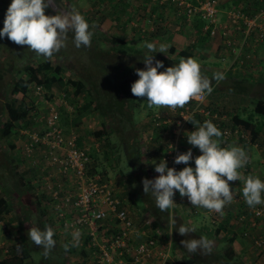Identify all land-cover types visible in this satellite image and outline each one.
<instances>
[{
  "label": "trees",
  "instance_id": "trees-1",
  "mask_svg": "<svg viewBox=\"0 0 264 264\" xmlns=\"http://www.w3.org/2000/svg\"><path fill=\"white\" fill-rule=\"evenodd\" d=\"M163 1V3H168L166 0ZM9 3L10 0H0V27H3L2 21ZM56 8L60 7L56 5ZM221 8H225L223 3L221 4ZM65 10H72V8L69 9L67 7ZM124 13L123 5H121L119 14ZM45 14L54 15L55 9L50 5L49 8L45 9ZM85 19L90 25V30L93 32L90 45L88 47L81 46L80 48H76L72 42V33H69L66 46L64 47L66 49L62 48L59 52L52 55L58 58H68L74 55L76 65L70 69L74 73V79L68 77L63 79L61 65H54L49 58L38 57L28 49L27 45H17L15 42L10 41L7 36L0 39V195H2L0 196V215L6 214L10 210L6 196H15L21 202L19 210L24 213L22 215L28 216L33 220L30 221L29 219L26 222L25 226L27 229L33 223L38 224L41 229L45 225L42 220V215L39 213V201L46 199L49 202L50 197L39 190L41 188L40 176L42 172H40L39 168L31 166L25 154L21 152V160L26 165V170L22 173H17L14 169L16 159L14 161L11 153H9L6 141L14 131L19 130V127H30L34 123V121L27 119L29 117L31 102L33 106V97H35L32 92V87L40 85L46 92L50 91L53 87H57L60 90L64 89L67 94L70 92L71 97H74V102L76 98L79 100V105L74 108V116L71 118V123L78 125L88 115L96 116L98 124L96 129L93 130L92 135L99 139L101 137L106 138L105 151L109 155H113L112 158H114L116 164L119 163V158L123 157V160H126V164L132 168L131 179L136 185L134 189H131L132 197L139 200L143 211L152 218L154 225H156L155 228L149 225L147 227L149 228V232H154L158 228L162 229L165 236H170L171 242L173 243L171 253L174 259L181 256V261L177 262V264H188L187 261H191L193 264H233L237 258L232 245L235 238L234 234L226 238L227 247L222 253H210L209 250H198L195 253H189L181 244L182 240H187L186 237L199 238L203 235L211 241L212 237L217 236L220 232L225 233L227 231L224 223H217L213 233H204L200 228L195 227L196 231L194 233H189L185 235L186 237H183L178 234L169 222V217L172 216L171 211L173 209L170 208L164 213L160 212L155 206V199L151 193L145 194L143 192L142 179H153L148 176V173L150 172V168L154 170V164L150 166L149 161H144L141 158L140 142L138 141V125L135 121V114L140 107V101L138 97L132 95L130 86L138 79L135 70L144 68L142 57L146 52L141 49L135 50L134 47L128 45L125 38L121 35H108L98 31V28L92 26L87 18ZM157 23L158 21L153 22V24ZM238 38H240V35ZM246 40V42L253 43V36H250ZM246 44L244 43V47ZM250 47L248 46L244 51H250ZM169 52L174 53L176 51L173 47L169 46ZM188 57L193 58L192 52L185 48L178 51L174 57H168V59L165 55L159 53L154 54L153 63L155 60H160L164 67H170L178 63L181 58L186 59ZM162 70L158 69V71ZM203 70L205 71V76L209 74L212 77L214 73H217L207 69ZM226 72L227 70H225ZM262 74L260 73L259 76ZM259 80L262 81L261 83H264L262 76ZM236 81L239 80L232 82L229 87L236 93L245 92L247 94L251 86L237 83ZM214 82L216 80H213L212 84ZM19 93L23 95V98L20 100L15 98ZM253 113L264 118V100L257 99L254 102ZM147 114L148 123L151 125L153 131H155L154 136L152 135L153 131H151V135L149 136L150 140L153 137L154 139L157 138L156 140L162 137L158 131H167L168 137H170L164 143L163 148L161 147V151L156 155L158 156L159 163L161 153L166 149L167 143L173 139L174 134L168 125L154 126L151 120L153 112L150 111ZM252 122V115H248L245 120L243 119L245 128L246 126L248 127V124H252ZM187 123L195 127L202 124L199 115H195ZM232 124L234 123L232 122ZM255 128L258 129L259 126L256 125ZM255 138L252 135L251 139L253 141H255ZM182 143L181 141V145ZM242 148L244 149V147ZM94 172V169H90L89 166L88 173L92 175ZM120 172L122 171L120 170ZM153 174L155 177L154 171ZM101 180L107 182L102 177ZM110 187L112 188V185ZM124 188V194L128 193V186L125 185ZM113 190L112 188L114 197L119 200L118 208L122 209L120 199ZM37 192L40 193L37 194ZM174 216L176 220L175 227L177 229L181 225L193 226L185 222L179 214H175ZM245 231L246 234L244 235ZM251 234L252 227L244 226L241 229V237L246 238L248 236L249 239H252L251 243L254 246V241L257 236L254 235L252 237ZM24 236L20 234L15 237V245L13 247H6L5 253H3L5 257L0 259V264H25L31 258L30 250Z\"/></svg>",
  "mask_w": 264,
  "mask_h": 264
},
{
  "label": "built area",
  "instance_id": "built-area-1",
  "mask_svg": "<svg viewBox=\"0 0 264 264\" xmlns=\"http://www.w3.org/2000/svg\"><path fill=\"white\" fill-rule=\"evenodd\" d=\"M166 1L181 19L190 21L196 17L203 22V30L208 36L217 39V43L233 56L231 64L252 61V49L264 46V5L248 12L236 5L221 8V0ZM250 36H253V43L246 42ZM244 43H247L245 47ZM248 46L251 50L244 51ZM32 89L35 97L27 119L34 123L32 127L19 129V146L30 165L42 172L39 190L49 195L63 229L71 232L79 229L80 239H86L90 257L85 264H172L170 236H165L158 228L148 232L147 227L153 225V220L147 216L143 217L142 226L135 228L126 210L118 208L119 200L114 197L110 185L103 182L100 175L88 173L91 160L87 150L77 143L73 131L66 133L59 125L65 92L61 93L60 99L52 101V90L46 92L40 85ZM208 95L193 98L182 108L164 106V112H153V125H168L174 134L160 156L168 167L182 169L184 165L174 164L173 159L189 148L193 156L200 154L197 148L184 142L186 135L196 128L187 123L195 115L200 116L202 123L210 120L218 127L222 133L219 138L222 147L235 141L248 143V134L240 126L232 124L227 114L205 102ZM189 166H194L192 161ZM239 193L235 191L231 203L244 206L247 212L237 214L234 222H245L246 227H253L256 219L264 221V203L249 207L243 194ZM205 212L212 220L221 216L208 209ZM254 246L263 248L264 238L256 237Z\"/></svg>",
  "mask_w": 264,
  "mask_h": 264
},
{
  "label": "clouds",
  "instance_id": "clouds-1",
  "mask_svg": "<svg viewBox=\"0 0 264 264\" xmlns=\"http://www.w3.org/2000/svg\"><path fill=\"white\" fill-rule=\"evenodd\" d=\"M57 2L58 0H10L2 21L3 27H0V39L7 36L17 45H27L29 50L43 58H50L64 48L69 33H72V42L76 48L88 47L93 32L85 17L76 9L56 8ZM50 5L55 9L54 15L45 14V9ZM206 35L208 36L207 33ZM214 40L217 41L212 38ZM144 47L147 50L142 57L144 68L135 70L138 79L131 84L130 91L135 97L146 98L149 108H182L191 99L210 94L213 91L212 81L222 80L225 74V70L223 74L217 72L209 79L202 75L200 63L192 57L181 58L178 63L164 67L160 60L153 63L154 53H164L167 46L161 44L157 49L156 44L145 42ZM221 136L218 127L212 121L205 120L186 135L187 143L197 148L200 154L193 156L189 148L173 159L174 164L184 165L182 169L168 167L163 159L159 163H152L154 171L159 175L153 179H142V189L145 194L151 193L160 212H167L176 205L173 197L179 193L181 197L186 196L193 206L223 214L224 206L230 204L235 197L234 188L230 190L229 182L241 179L239 170L249 162V157L240 146L222 147L219 140ZM189 161L194 166H189ZM242 194L249 207L264 203V181L256 175L247 176L244 178ZM174 217L170 216L169 222L181 236L196 231L195 227L185 225L177 229ZM54 235L53 227L44 225L41 229L36 223L27 232L28 239L43 248L44 256L55 247ZM71 236L70 243L64 245L65 251L70 245L75 247L79 244L80 230L75 229ZM181 244L189 253H195L198 250H210L211 241L200 236L182 240Z\"/></svg>",
  "mask_w": 264,
  "mask_h": 264
},
{
  "label": "rangeland",
  "instance_id": "rangeland-1",
  "mask_svg": "<svg viewBox=\"0 0 264 264\" xmlns=\"http://www.w3.org/2000/svg\"><path fill=\"white\" fill-rule=\"evenodd\" d=\"M139 1V0H138ZM137 0H58L57 2V6L63 8V9H67V7L69 9H76L77 11H79L85 18L88 19V21L90 22V24L92 26H95V28H98V31H101L105 34L108 35H121L122 37L125 38V40L127 41L128 45L132 46L135 48V50H143L144 52H146V48L144 47V43L145 42H152L154 44H156L157 49H159V46L161 44L166 45V51L164 53H160V52H156L154 54H162L165 55L166 58L168 59V57H174L175 54L182 50V47L184 46L183 43H176L177 48L175 47V51L174 53L169 52V45H170V39H166L167 33H163L162 31H158L157 29L159 28V26L161 24H159L160 22H162L163 26L165 29H167L168 26H166L167 24L169 26H171V22L167 19V17L165 15H163L162 21L158 20L159 22L157 24H152V28L150 27V25L148 24V22H146V24L143 23V26H139L136 25L138 22H135L136 17H134L135 14H133L132 12V8H135L136 3H138ZM230 2V0H229ZM223 3V2H222ZM126 4V10H128L129 13L132 12L131 17H129V21H125V17H127L126 14H119V8L121 5ZM236 6H240L239 4H237ZM134 10V9H133ZM125 10L123 9V12ZM203 23V22H202ZM175 26V24L172 25V27ZM143 29V30H142ZM161 29V27L159 28ZM178 31L182 32L179 33L178 31L175 32L178 35L183 34V27H177ZM176 41V39H175ZM177 42V41H176ZM185 47V46H184ZM174 48V47H173ZM211 46L208 48V50H210ZM66 49V48H64ZM221 50V49H220ZM200 52H196L193 55V58L196 59L201 66V73L202 75L205 76L204 74V70L203 69H207L209 71H217V70H227V71H237L239 70L237 67H235L233 70H230V68L232 67L231 61L233 56H230L227 52L224 51V58L225 61L222 62V68H220V66H218L217 64V60L216 58L218 57V52H209L204 53V51L199 50ZM223 52V50L220 51V54ZM73 54H74V50H73ZM205 55V57H203ZM168 56V57H167ZM243 56V55H242ZM241 56V58H242ZM240 58V57H239ZM49 60L54 64V65H61V68L63 69L61 72V75L63 77V79H66L67 77L70 79H74V73H72L70 71V69L73 67L74 65H76V62L74 60V55L70 56V57H65V58H58L57 56H51L49 58ZM224 63V64H223ZM78 64V63H77ZM244 65V64H241ZM219 67V68H218ZM242 70V69H241ZM255 71L254 68L251 69V71ZM258 71V70H257ZM257 73V72H256ZM256 73H253V76H251L250 78H244V79H240L239 81H236L237 83H242L244 85H250L251 89H253L252 92H249L247 94H245L243 103L242 100L243 96H238L236 100V104L241 105V104H246L247 107H244V111L242 114H244L245 117H247L248 115H252L255 116L254 120H256L255 122H252L251 126L249 128H245V127H241V129L248 134L247 138H248V143H243L241 144L240 142H237V146L240 147H244V150L247 148L246 147H251L254 146L261 154H264V118H262L259 115H255L253 113V106H254V102L257 99H262L264 100V90L261 91H257L259 90L260 86H263V84L261 83L262 81L259 80V78L262 76L264 79V71L263 74L261 76L256 75ZM260 74V73H259ZM240 76V75H239ZM249 76V75H247ZM209 79L211 77V75L208 74L207 76ZM244 81V82H241ZM264 81V80H263ZM214 84V85H213ZM213 85V91L209 94L211 95L213 92L214 93V97L219 96V94L221 93V91L218 89L220 87V84H222V86H228L230 84H232V81L230 79H222V81H217L214 82ZM223 86V87H224ZM217 87V88H216ZM216 88V89H215ZM67 89V88H65ZM250 89V91H251ZM52 95H51V99L52 101H55L57 99H60L61 97V93L65 92L64 89L60 88L58 89L57 87H53L52 89ZM254 92V93H253ZM208 95V96H209ZM15 98H17L18 100H20L21 98H23L22 93H19L15 96ZM235 96H232V100H234ZM139 99V105L140 107L138 108V111L136 112L139 113V115H141L143 117V119L140 122H143L145 120V114L147 113L145 109H150L151 112H164L162 110V108L164 107H152L149 108L147 106V104H145L146 98L144 97H138ZM65 104H63L60 108L61 110V114L59 117V125L60 127L64 130V132L66 133H70L71 131L74 132V135L76 137V141L77 143L84 147L88 153L90 154V158H91V163H90V169H94V174H98L102 177V179H105L110 185H112V188L114 189V192H116L117 197H121L122 199H126L128 202L127 204L130 205V207H132L134 213H136L139 217V221L138 222H134V226L135 228H139L142 226L143 224V217H149L147 215V213L145 211H143L142 205L139 202L138 199H134V197H132V191L131 189L135 188V184L133 182V180L131 179V169L129 167V165H127L125 163V161L123 160V157L119 158V163L116 164V161L114 160V158H112V154L109 155L108 152H106V138L105 137H101V139L99 138H95L92 135V132L94 129H96V126L98 124V120L97 117L92 115V116H87L85 117L82 122L78 125H73L71 123V118L74 116V108L75 106L79 105L78 103V98L75 99L74 102V97H71L70 92L67 94L65 92V96L63 98ZM147 103V102H146ZM212 106V105H210ZM71 108V110L68 109ZM239 110V109H238ZM153 113V114H154ZM136 114H135V121L136 119ZM164 114V113H163ZM241 114V115H242ZM137 122V121H136ZM138 125V122H137ZM258 125L259 128L256 129L255 126ZM33 125H31L32 127ZM21 127H19L20 129ZM139 128V127H138ZM141 129H138L139 135H138V141L140 142V151H141V158L145 161H149V165H153L152 163L155 161L158 163V159L156 156L160 151H161V147L163 148L164 143L166 142V140H169L170 137H168V132L164 131L162 132V137L158 138V140L154 139V137L152 138V140H150V135H151V129H145V127L142 125L140 127ZM148 131V133H150L149 135H146L145 131ZM19 130H16L13 132V134L11 135V137H9V139H7L6 141V146L7 149L9 151V153H11L14 161L16 159V164L14 169L17 173H22L24 172V170H26V165L23 163V160H21V149H20V138H19ZM155 131L152 132V135L154 136ZM184 133V132H183ZM185 135V133H184ZM252 135L255 136V141H253ZM181 138H179L180 140ZM184 142H187V139L185 140L184 138ZM240 144V145H239ZM246 146V147H245ZM157 149V150H155ZM118 155V154H117ZM254 168L256 166H253ZM261 169L262 172H259ZM259 168H255L254 170H256V173H260L258 174V177L263 180L264 179V165L262 164L261 167ZM120 170L122 172H120ZM150 172L148 173V176H150L151 178H154V174H153V168L149 169ZM250 171L248 172L247 169L242 168L240 169V173H241V179L242 178H246L249 175H256V173H254V171L252 169H249ZM247 172V173H244ZM257 176V175H256ZM128 186L127 188V192L126 194H124V187ZM130 187V188H129ZM35 192V190H34ZM36 193V192H35ZM40 192H37V194H39ZM1 194V193H0ZM239 194H242L241 192ZM36 195V194H35ZM2 196V195H0ZM7 199L11 200L12 197L14 196H6ZM38 198V197H37ZM39 200V198H38ZM174 200V198H173ZM126 204V207H127ZM229 205V204H228ZM230 206V205H229ZM231 207V206H230ZM231 209L225 210V207L223 208V215L222 216H218L216 217L215 220H212L211 217H209V219L207 218V220H204L203 224L201 225L203 228V232L204 233H213L214 229L216 228L217 223L221 222L224 223L226 226V232H220L217 236L212 237L211 239V245H210V253H222V251L227 247V243H226V238H228L229 235L234 234V236H238V234L241 233V229L244 228L245 223H235V217L237 216V214H239L240 212H247V210H243L240 211L239 209H237L236 207H231ZM139 209H142V211H140ZM172 216L175 215V212L172 210ZM174 212V213H173ZM15 213H18L17 215L20 216L21 218L24 217L22 214H24L23 212H21L20 210H16L15 209ZM224 213H226L224 215ZM207 214V213H206ZM226 216H229L228 218H225ZM250 218V217H249ZM187 222V221H186ZM188 223V222H187ZM255 225L254 228L256 227V223L259 225V227H263V232L260 231L259 229H256V231H253V233L251 234V236L253 237L255 236H259L264 238V221L259 219V221L255 220L254 221ZM23 226V225H22ZM20 225V229L22 227ZM194 227H196L195 225H193ZM9 227H6L7 231H11L10 229H8ZM3 230V227L0 225V235L1 232ZM29 230V229H28ZM27 230V232H28ZM65 230V229H62ZM24 231V235H25V239L26 242L28 244V248L30 250V255L31 258L29 260H27L25 262V264H56L55 262L57 261L62 263V264H85L88 259H89V254L86 250L87 244H83V248L86 251V255L82 256L79 252V247L80 244L76 245L74 247V254L72 252H70V250L65 251L64 245L65 243H60V246L58 245V242L56 241L55 247L53 249L50 250L49 254L47 256L43 255V248L39 247L35 244H33L30 239H28L27 237V232L25 233V229H23ZM212 231V232H211ZM22 233V232H21ZM64 235H65V231H63ZM201 235H203L201 233ZM9 236V235H7ZM204 236V235H203ZM186 237V236H183ZM187 239L189 237H186ZM243 238V237H241ZM190 239V238H189ZM2 241H0V255H2V253L4 252V248H6V246H10L13 247L15 245V236L14 238H12V241L10 244L4 243V236L1 239ZM8 240V238H7ZM239 240H241L240 238L236 239L234 238L233 241V249L236 253V260L233 264H264V247L262 248H256L255 246L252 245V239H249L248 237L243 238V242L242 244H238ZM80 241H83L82 239H80ZM173 244V243H172ZM3 247V248H2ZM85 247V248H84ZM2 252V253H1ZM56 259V260H54ZM54 260V261H52ZM181 261V256L178 258L173 259V264H177V262ZM239 261V262H238ZM188 264H193L191 261H187Z\"/></svg>",
  "mask_w": 264,
  "mask_h": 264
},
{
  "label": "crops",
  "instance_id": "crops-1",
  "mask_svg": "<svg viewBox=\"0 0 264 264\" xmlns=\"http://www.w3.org/2000/svg\"><path fill=\"white\" fill-rule=\"evenodd\" d=\"M138 1V0H137ZM195 1V0H193ZM224 4L225 7L229 6V5H237L239 4L240 6H242L245 10H247L248 12H253L255 10H257V8H259L260 6L264 5V0H221ZM163 0H139L138 3H136L135 8H132V12L134 15V17H136L135 22H138L136 25L139 26H143V23L146 24V22H148V24L150 25V27L152 28V24L154 21H162L163 15H165L167 17V19L171 22V26H169L168 24L166 26L167 29H165L162 24V22H160L159 24H161L159 26V28L161 27V29H157L158 31H162L163 33H167L168 36H166V39H170V47H175L177 48L176 43H183L184 46L182 47V49H189V51L192 52V56L194 55V53L196 52H200L199 50L202 49V51H204V53H209V52H218V57L216 58V62L218 64V66H220V68H222V62L225 61V56L224 51L227 52L223 46H221V44L219 45L217 43V41H212V38L210 36L206 35V32L203 30V24L202 22H200L196 17H194L192 20L190 21H185L184 19H180L178 18L173 10V7L169 4V3H163ZM123 9L125 10L124 14L127 15V17H125V21H129V17H131L132 12L129 13L128 10H126V4L123 5ZM134 9V10H133ZM159 22V21H158ZM175 24V26L172 27V25ZM183 27V34L178 35L177 32L178 29L177 27ZM140 28V27H139ZM143 30V29H142ZM179 33H182L180 31H178ZM176 39V41H175ZM168 46V47H169ZM211 46L210 50H208V48ZM223 50V52L220 54V51ZM209 51V52H207ZM247 52V51H246ZM242 53V52H241ZM252 54L254 55V59L253 61L250 63L249 61L245 60L243 61L244 65L238 64V61H235L234 65H232V67L230 68V70H233L235 67H237L239 70L237 71H227L224 75H223V79H230L232 82H234L235 80H240V79H244L247 77H251L253 76V73H256V75H259V71L261 70L260 73H263L264 71V46H256L255 50L254 48L252 49ZM205 57V55L203 56ZM241 59V56H240ZM238 59V60H240ZM224 64V63H223ZM219 68V67H218ZM255 71H251V69H253ZM242 69V70H241ZM258 70V71H257ZM216 72H220V73H224V70H217ZM240 75V76H239ZM249 75V76H247ZM222 81V80H220ZM263 86L259 87V90L257 91H263L264 90V83H262ZM224 86V85H223ZM222 84H220V87L218 88L221 93L219 94V96L214 97V93L213 92L211 95H209L206 99V103L208 105H212L213 107L220 109L223 113L227 114V116L229 117V120L232 121L234 124L236 125H240L242 127H245L243 124V119L245 120L246 117L244 116L243 111H244V107H247L246 104H241V105H237L236 104V100L239 99L237 98L238 96H243L242 103L245 97V92H239L236 93L234 92V90L232 88H230V85H226L223 87ZM217 88V87H216ZM215 88V89H216ZM253 89H249V92H252ZM248 92V93H249ZM254 93V92H253ZM235 96L234 100H232V96ZM147 101H145V104ZM239 109V110H238ZM146 112H150V109H145ZM145 114V120L143 122H140L143 117L141 115H139V113H137L136 115V121L138 122V129H141L140 127L143 125L145 127V129H151V131H153L151 125L148 123V114ZM242 114V115H241ZM235 115H237L235 117ZM255 116H252V121L255 122L256 120H254ZM251 126V124H248V127L246 126V128H249ZM159 133L162 132L158 131ZM167 132V131H166ZM146 135H149L150 133H148V131H145ZM231 145H238L237 141L231 143ZM246 147V146H245ZM247 148V155L249 157V162L244 166V168H247V171L249 172V169H252L254 171V173H256V170H254L255 168H259L261 167V165H264V154H261L254 146L251 147H246ZM157 163V162H156ZM253 166H256L255 168ZM155 172V171H154ZM259 172H262L261 169ZM247 173V172H244ZM258 174L260 173H256V175L258 176ZM159 174L155 172V177L158 176ZM243 184H244V179L242 178V180L239 181H230L229 185H230V190L232 188H234V191L236 192H241L242 193V188H243ZM114 191V190H113ZM116 194V192H114ZM117 195V194H116ZM120 202L122 204V207L126 210L128 216L131 218L132 222H138L139 221V217L136 213H134L132 207H130L129 204H127V200L126 199H122L121 197H119ZM174 202L176 203V205H174L172 207L173 211L175 212V214H179L180 216L183 217L184 221L188 222L190 225H195L196 227L200 228L203 230L202 228V224L204 222V220H207V218L209 219L208 215L205 212V208L199 207V206H193L191 205L190 201L187 199V197H181L179 195V193L175 194L174 197ZM40 211L39 213L42 215V220L44 221L45 225H49L51 227H53L55 235L53 237L54 240H56L58 242V245L60 246V243H70L71 239H72V232L65 229L62 230L63 227L61 225V221L56 217L55 209L52 205V203L49 201H47L46 199L44 200H40ZM7 204L8 206H10V210L3 215H0V225L3 227V230L1 232L0 235V241H2V237L4 236V243L7 242V244H10L12 241V238L21 235H24V231L23 229H25V233L27 232V227L25 226L26 222L30 219V221H33L32 218H29L28 216H24V217H20L15 213V209L19 210L20 204L21 202L18 201V199H16V197H12V199L7 200ZM127 204V207H126ZM231 207H236L238 209L239 205H236L234 203H230L229 204ZM228 204L225 205V210L231 209L232 208L229 206ZM244 206L240 205L239 210L243 211L244 210ZM140 211H142V209H139ZM223 211V210H222ZM173 212V213H174ZM226 213H224L225 215ZM223 215V214H222ZM221 215V216H222ZM229 216H226L225 218H228ZM150 219L152 220V218L150 217ZM259 221V219H256V221ZM46 221V222H45ZM152 228L154 226V221L152 222ZM20 225L22 226L20 229ZM247 225V223L245 224V226ZM260 225V224H259ZM259 225L256 223V227L254 228V226L252 227V233L253 231H256V229L260 228V231L263 232V227H259ZM6 227H9L8 229H10L11 231H7ZM146 228V227H145ZM148 232H149V228H147ZM63 231H65V235L63 233ZM22 232V233H21ZM9 235V236H7ZM239 237L235 236V240L240 238L241 240H239L238 244H242L243 242V238H241V235L238 234ZM25 237V236H24ZM8 238V240H7ZM3 242V241H2ZM87 243L86 239H84L83 241H80L79 244L80 246H82L83 244ZM8 246V245H7ZM6 246V247H7ZM3 248V247H2ZM82 247H79V252L82 256H84L83 254H86V251L84 249H82ZM85 248V247H84ZM68 250H70V252H72L74 254V247H72L71 245L69 246ZM83 250V251H82ZM6 251V248H4V252ZM82 251V252H81ZM84 252V253H83ZM2 253V252H1ZM83 253V254H82ZM5 257V254L2 253V255H0V259H3ZM55 262V261H54ZM56 264H62L60 262L57 263V261L55 262Z\"/></svg>",
  "mask_w": 264,
  "mask_h": 264
}]
</instances>
